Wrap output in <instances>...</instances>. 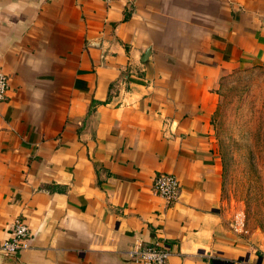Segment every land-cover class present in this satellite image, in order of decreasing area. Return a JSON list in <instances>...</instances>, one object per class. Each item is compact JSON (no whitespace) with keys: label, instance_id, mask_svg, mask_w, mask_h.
Instances as JSON below:
<instances>
[{"label":"crops","instance_id":"1","mask_svg":"<svg viewBox=\"0 0 264 264\" xmlns=\"http://www.w3.org/2000/svg\"><path fill=\"white\" fill-rule=\"evenodd\" d=\"M264 62V0H0V264H263L230 230L211 119L219 79ZM171 174L166 203L153 178Z\"/></svg>","mask_w":264,"mask_h":264},{"label":"rangeland","instance_id":"2","mask_svg":"<svg viewBox=\"0 0 264 264\" xmlns=\"http://www.w3.org/2000/svg\"><path fill=\"white\" fill-rule=\"evenodd\" d=\"M215 92L210 124L220 207L228 223L242 214L238 235L256 233L264 243V62L222 76Z\"/></svg>","mask_w":264,"mask_h":264},{"label":"built area","instance_id":"3","mask_svg":"<svg viewBox=\"0 0 264 264\" xmlns=\"http://www.w3.org/2000/svg\"><path fill=\"white\" fill-rule=\"evenodd\" d=\"M100 2L107 7H111L117 0H93ZM8 77L0 72V103L7 98ZM152 192L163 199L166 203L174 202L179 195V184L177 179L171 174H158L152 181ZM229 227L234 233H243L242 214L235 213L231 218ZM32 240L28 227L19 219H15L8 231V237L0 241V254L5 256H14L29 248ZM136 263L142 264H166L169 252L164 246L154 245L145 246L139 240L127 253ZM264 264V263H263Z\"/></svg>","mask_w":264,"mask_h":264}]
</instances>
